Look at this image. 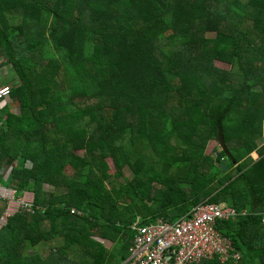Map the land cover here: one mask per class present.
<instances>
[{"label": "trees", "instance_id": "trees-1", "mask_svg": "<svg viewBox=\"0 0 264 264\" xmlns=\"http://www.w3.org/2000/svg\"><path fill=\"white\" fill-rule=\"evenodd\" d=\"M9 65L0 184L35 205L0 201V264H124L139 217L222 202L242 258L199 264H264V0H0Z\"/></svg>", "mask_w": 264, "mask_h": 264}, {"label": "built area", "instance_id": "built-area-1", "mask_svg": "<svg viewBox=\"0 0 264 264\" xmlns=\"http://www.w3.org/2000/svg\"><path fill=\"white\" fill-rule=\"evenodd\" d=\"M5 74L6 69L0 68V80ZM11 93L9 84H0V100L9 98ZM15 195L17 191L10 195L5 186L0 187V201H11L12 197L13 202ZM22 207L31 212L34 204L23 203ZM243 213L246 214V211ZM241 214L236 206L222 202L202 203L177 220L161 217L143 223L140 217L133 224L135 238L128 263L199 264L216 255L223 260L231 256L240 260L242 255L234 252L231 238L219 231L216 225L222 220L236 219ZM262 214L264 216V211ZM6 222L5 218L4 224Z\"/></svg>", "mask_w": 264, "mask_h": 264}, {"label": "rangeland", "instance_id": "rangeland-1", "mask_svg": "<svg viewBox=\"0 0 264 264\" xmlns=\"http://www.w3.org/2000/svg\"><path fill=\"white\" fill-rule=\"evenodd\" d=\"M206 36L207 37H214L213 34H206ZM215 66L220 68V69H222V70H227V71L231 69V66L229 64L223 63L222 61H219V60H217L215 62ZM13 70H14V68H13L12 65L6 66V72L7 73L12 72ZM14 111H16L17 113L19 112V110L16 108V106H15V110ZM203 143L206 145V153H214V149H215L216 146L221 147V144L219 143L218 140H210V141H205ZM110 162H111V164H113L111 159H110ZM114 170H115V168L113 167L112 171L114 172ZM126 174H127V176H133L134 175L129 168L126 169ZM4 181L6 182L7 179H5ZM2 186H5V185L4 184H0V187H2ZM5 188L10 193V195H13V191H16V190H13L12 188L7 187V186H5ZM12 199L13 198L11 197V201H7L9 208L7 210V213L4 216L6 218H7L8 215H13L14 212H17L18 210H20L22 208V204L23 203H30V204H34L35 205V203H34L35 202V195L33 193H30V192H27L24 196H21V197L15 195V200L13 202H12ZM4 220L5 219L0 220V228L3 226ZM98 240H100V238H98ZM57 244L59 245V240H55L53 243L49 244L45 248L44 253L46 251L51 250L52 248H54ZM107 244L111 245L109 243H107ZM41 249H44V246ZM43 255H46V253L43 254ZM44 263L45 264L49 263V259L45 260Z\"/></svg>", "mask_w": 264, "mask_h": 264}, {"label": "crops", "instance_id": "crops-1", "mask_svg": "<svg viewBox=\"0 0 264 264\" xmlns=\"http://www.w3.org/2000/svg\"><path fill=\"white\" fill-rule=\"evenodd\" d=\"M14 213H16V212H14ZM13 213V214H14ZM9 216H11V215H8L7 217H9ZM140 218V217H139ZM5 224H3V226H4ZM134 230V229H133ZM134 233H135V231H134ZM135 238V237H134ZM57 240V239H56ZM99 241H101V242H103L104 244H105V246L108 248V249H112L113 248V246H114V243L112 242V241H109V240H103V239H100ZM106 242V243H105ZM107 243H109V244H111V245H108ZM124 264H129L128 263V261L126 262V263H124Z\"/></svg>", "mask_w": 264, "mask_h": 264}]
</instances>
